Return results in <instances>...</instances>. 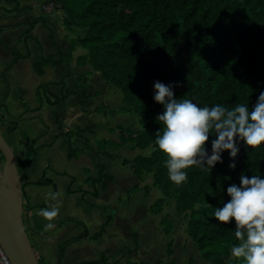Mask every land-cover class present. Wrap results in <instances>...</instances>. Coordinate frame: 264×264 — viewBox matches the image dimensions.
I'll return each instance as SVG.
<instances>
[{
	"label": "trees",
	"instance_id": "trees-1",
	"mask_svg": "<svg viewBox=\"0 0 264 264\" xmlns=\"http://www.w3.org/2000/svg\"><path fill=\"white\" fill-rule=\"evenodd\" d=\"M5 1L13 2L15 7L9 11L0 7V12L32 10L31 6L19 8L18 2ZM245 2L243 5L238 0H49L45 5L61 12L62 26L72 38L67 53L59 48L55 55L41 57L33 63L36 74L41 76L46 67L68 66L76 48L86 51L84 56L77 57V64L88 61L92 70L123 96L125 107L120 109L121 112L140 115L138 125L143 129L118 126L119 143L100 141L97 149L155 147L150 157L137 156L131 162L124 161V164H130L137 179L155 167L154 178L163 198L155 201L149 212L152 215L160 213L164 198H174L175 211L185 214L188 237L201 258L209 264H243L242 260L230 255L231 247L237 243L235 223L220 224L214 218V209L228 202L227 188L232 183L239 184L241 173L249 177H264V145L252 150L239 142V152L234 160L228 152H224L222 163H217L212 170L193 167L188 170L187 182L175 185L168 178L165 157L155 144V133L162 127L157 116L162 114L163 107L153 99L154 82L175 85V98L185 96L200 106L222 104L232 107L243 103L253 107L259 94L264 92V0ZM38 23L44 25V20L28 17L15 25L0 26V33L21 25H27L30 31ZM19 58L15 53L14 61ZM49 84H41L36 89L39 106L33 112L38 111L44 101L52 106L65 101L71 94L81 107L90 100L85 77L75 80L80 92L65 90L59 97L48 91ZM62 86L64 89L65 86ZM102 109L103 106H99L95 111L101 112ZM57 124L58 133L53 142L61 136L69 140L80 137L83 132L93 134V125L72 132L64 131L58 120ZM212 138L206 146L209 153ZM37 139L31 142V150H34L33 144ZM87 144L85 140L84 148L73 149L68 143L67 158H76L85 151L96 153ZM3 160L0 154V165ZM230 163H235L236 167L230 168ZM102 170L104 168L100 167L97 179L87 180L96 185L103 179H109L102 175ZM32 184L51 182L39 180ZM136 190L138 187L133 186L128 193ZM201 198H204L203 204L196 208ZM68 220L76 223L83 232L58 246L56 264H62L64 251L69 245L84 239H100L110 218L94 234H90L81 221ZM172 227V222H167L163 234L168 236ZM133 238L136 240V235ZM171 247L170 242L166 250L168 258L172 256ZM75 264L121 263L119 260L109 262L101 255L98 259ZM124 264L150 263L126 261Z\"/></svg>",
	"mask_w": 264,
	"mask_h": 264
},
{
	"label": "crops",
	"instance_id": "crops-1",
	"mask_svg": "<svg viewBox=\"0 0 264 264\" xmlns=\"http://www.w3.org/2000/svg\"><path fill=\"white\" fill-rule=\"evenodd\" d=\"M13 1L18 2L19 8L31 6L32 10L24 9L20 12L11 13L1 11L0 26L15 25L28 17L44 20V25L38 23L30 31H28L27 25H21L0 33V133L6 136V139H4L14 155L23 189L24 226L39 263L56 264L58 246L82 234V228L73 221L68 220H78L86 226L77 216L79 208L90 210V214L101 211L100 228L106 219L110 218L106 231L100 239L97 241L80 240L65 249L62 264H75L88 260L82 256L84 254L83 249L88 246L89 241L98 242L110 236L113 225L121 217L119 213L120 205L124 212L127 210L126 206L129 207V210H136L137 197L147 199L150 193L147 196L142 195L140 188L132 194L128 193L131 187H137V178L132 173L130 164L126 165L124 161L131 162L136 158L138 155L131 159V156H126V152L131 151L137 154V149H130L126 146L116 149H103V147L97 149V144L100 141L119 143L117 127L122 124L114 125L109 120L121 117L125 121L129 114L121 116L109 112H116L117 109L125 107L121 95L119 94L120 98L117 95L114 96L116 94L115 89L107 84L106 86L103 85L100 74L92 70L88 61L82 65L77 64V57L86 54V51L82 48H76L73 51L72 60L68 66L63 64L54 68L46 67L43 70V75L38 76L33 63L41 57L55 55L59 48L62 49L63 53H67L72 36L64 30L59 10L52 7L46 10L42 8L49 0ZM0 7L9 11L14 9L15 4L2 0ZM13 51L14 54L20 56L16 62L14 61ZM82 76L86 78L87 94L91 96L89 102L83 107L77 104L75 96L71 94L65 101L52 106L47 105L43 100L41 108L33 112L39 106L36 97V89L39 85L50 83L48 91L59 97L65 90L80 92L81 90H78L75 85V80ZM98 77L101 82L97 81ZM62 85L65 86L64 89ZM93 100L100 101V104L93 106ZM99 106H103V109L101 112H96L95 109ZM58 108L63 109L64 116L69 121L73 118L87 124L70 130L65 126ZM46 112L51 113L50 123L54 121V126L45 119ZM97 116L100 118L98 124L93 122ZM128 118H131V116ZM57 120L64 131L74 132L93 125V134L83 132L80 137H72L69 140L61 136L53 142L54 136L58 133ZM40 134L43 135L38 137ZM97 134L103 135L104 138L96 140ZM34 139L37 140L33 144L34 150H31L30 145ZM85 140L88 141L87 145L89 147L95 149L96 153L85 151L76 158L68 159V143L73 149H82L85 147ZM50 144L51 146H47ZM114 158H117L114 164L118 168H123L120 171L121 175L129 177V172L133 174L135 180H133L132 185L122 187L121 185H115L119 183L109 175L105 163V160L109 163L112 160L114 161ZM100 167L104 168L101 172L102 175L109 177V179H103L99 184L93 185L87 179H97L100 174ZM39 180H47L51 184H32V182ZM105 184L112 187L119 186L122 190L118 200L114 202V206L118 208H113V212L108 208H103V196L97 189ZM50 192H61L62 195L56 200H52L49 197ZM143 202L144 206H147V202ZM52 205L58 206L60 213L53 221L56 225L55 228L45 232L44 226L48 222L37 213L40 209ZM60 221L61 223L58 224ZM99 230L91 232L88 229L90 234H94ZM145 237L150 240L148 234ZM132 239L134 242L135 239ZM135 241L137 245L134 244L133 247L129 248V251H131L136 247L135 251L131 253H120L123 248H119L118 259L116 260H119L121 264L139 253L141 241L140 237L137 236V232ZM149 254L144 262L166 264L168 261V257L164 256L165 253H159L157 260H155L154 253ZM185 254L188 256L184 260L187 264H209L207 261L204 263L205 260L201 258L200 253ZM171 258L176 264L175 253H172Z\"/></svg>",
	"mask_w": 264,
	"mask_h": 264
},
{
	"label": "clouds",
	"instance_id": "clouds-1",
	"mask_svg": "<svg viewBox=\"0 0 264 264\" xmlns=\"http://www.w3.org/2000/svg\"><path fill=\"white\" fill-rule=\"evenodd\" d=\"M175 85L154 82V101L163 107L157 116L161 130L155 133V144L164 155V166L169 180L181 186L188 180V170L197 167L212 170L222 163V154L228 152L234 160L239 142L256 150L264 145V92L253 107L249 104H222L200 106L192 100L175 98ZM211 139V152L207 144ZM230 168L236 167L230 163ZM61 192H50L56 200ZM230 198L222 207L214 209V218L222 225L235 223L237 243L230 255L243 264H264V177L241 173L239 184L227 188ZM211 207L210 205H208ZM60 213L56 205L42 208L37 213L48 223L44 231L55 228L53 222Z\"/></svg>",
	"mask_w": 264,
	"mask_h": 264
},
{
	"label": "rangeland",
	"instance_id": "rangeland-1",
	"mask_svg": "<svg viewBox=\"0 0 264 264\" xmlns=\"http://www.w3.org/2000/svg\"><path fill=\"white\" fill-rule=\"evenodd\" d=\"M241 4H245V0H238ZM2 2V0H0ZM43 9L51 8L50 5H43ZM83 77V76H82ZM100 77V76H99ZM97 78V81H100V78ZM79 78V77H78ZM104 86H106V82L102 80ZM100 81V82H101ZM81 84H84L81 82ZM97 85V84H95ZM108 85V84H107ZM98 89V88H97ZM116 91V90H115ZM120 93L116 91V94L114 96H118L120 98ZM122 101H123V96ZM100 101L93 100V106L99 105ZM91 105V103H90ZM58 111L61 115L62 120H64L65 126H67L70 130H74L77 127H81L84 124V121H81L79 119H73L69 121L64 116V111L61 108H58ZM119 115H128L126 113L121 112L120 109H117L116 112ZM111 113V114H112ZM131 118H128L130 117ZM45 119L50 123V120L52 118L51 113H47L44 115ZM140 118V115L137 114H129L127 116V120H122V118H114L112 120L106 119L107 121H111L112 124H122L120 126L122 127H131L134 130H143L138 125V119ZM100 119L98 116L94 119V123L98 124ZM125 119V118H123ZM123 122H122V121ZM52 126H54V121L51 122ZM49 124V126H51ZM101 134V133H100ZM3 138L6 139V136L4 134H1ZM104 138L103 135L97 134L96 140H100ZM6 141V140H5ZM155 150V147L153 145H149L144 149H137V154L133 153L131 151L126 152V156L130 157L131 159L135 156H143V157H150L153 151ZM117 158H114V161H110L109 163L107 160L106 166L107 171L109 175H111L114 179L117 180L119 184L115 185H121L122 186H130L133 184V180H135V177L131 172H129V177H125L124 175H121L120 171L123 168H118L114 163ZM2 165V164H1ZM0 165V166H1ZM130 171V170H129ZM156 169L155 167H151L148 171L144 172L140 178L137 179V187L140 188L142 195L147 196L148 193H150L145 198H139L137 197V209L136 210H129V207L126 206L125 212L123 211L122 206L120 205L119 213L121 214V217L118 218L115 225H113L112 232L110 233V236L107 238H104V240H100L98 242H90L87 247H84L83 251V258L84 259H98L101 255H104L109 261H116L118 259V253L119 248H123L120 253H129V248L133 247V235H136L138 238L140 237V244L141 249L137 256L130 257V260L132 262H144L147 257L150 255L149 253L155 254V260L158 259L159 253H165L167 250V244L172 243V253H175V260L176 264H187L185 259L188 258V256L185 253H200L197 251L196 247L194 246L191 239L188 237L186 233V222L185 214H180L175 211V199H165L164 198V204L162 206L161 212L152 215L149 212V208L147 206L153 205L155 201H157L160 198H163L161 189L157 186V180L155 177ZM111 185L113 183H110ZM114 185V184H113ZM121 187H112L105 184L104 186H100L97 189L101 192L103 196V208L111 210L113 212V208H118L117 206H114V202L118 200V197L120 196V193L122 190ZM141 199V200H140ZM145 199V200H144ZM147 202V206H144V202ZM204 198H201L200 203L196 204L195 207L198 208L201 204H203ZM110 205V206H109ZM90 211V210H89ZM88 209L79 208L77 216L79 219H81L89 229V231H96L99 230V218L102 215L101 211H96L93 214H90ZM124 212V214H123ZM123 219H125L123 221ZM169 221L172 222V231L168 236L163 235V227L169 223ZM147 234L150 237V240L147 239ZM166 257V255H164ZM172 261V258H168V261L166 264H169ZM185 262V263H184ZM206 263V261H204Z\"/></svg>",
	"mask_w": 264,
	"mask_h": 264
},
{
	"label": "water",
	"instance_id": "water-1",
	"mask_svg": "<svg viewBox=\"0 0 264 264\" xmlns=\"http://www.w3.org/2000/svg\"><path fill=\"white\" fill-rule=\"evenodd\" d=\"M0 244L11 264H40L23 221V189L13 152L0 133Z\"/></svg>",
	"mask_w": 264,
	"mask_h": 264
},
{
	"label": "built area",
	"instance_id": "built-area-1",
	"mask_svg": "<svg viewBox=\"0 0 264 264\" xmlns=\"http://www.w3.org/2000/svg\"><path fill=\"white\" fill-rule=\"evenodd\" d=\"M0 264H11L6 252L0 244Z\"/></svg>",
	"mask_w": 264,
	"mask_h": 264
}]
</instances>
